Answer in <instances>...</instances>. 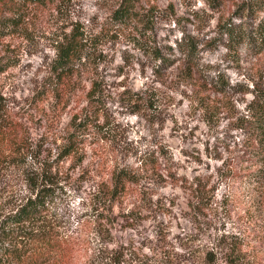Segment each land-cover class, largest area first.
Returning a JSON list of instances; mask_svg holds the SVG:
<instances>
[{"label": "rangeland", "instance_id": "rangeland-1", "mask_svg": "<svg viewBox=\"0 0 264 264\" xmlns=\"http://www.w3.org/2000/svg\"><path fill=\"white\" fill-rule=\"evenodd\" d=\"M121 2L0 0V117L20 151L0 165V205L43 168L65 254L56 264H210L208 248L225 264L231 241L264 264V186L243 175L236 128L264 84V50L226 35L257 27L264 0H133L124 24L113 18ZM74 31L85 50L61 81L51 63ZM72 139L78 152L63 158ZM123 169L137 181L112 203ZM195 179L208 195L197 198Z\"/></svg>", "mask_w": 264, "mask_h": 264}, {"label": "trees", "instance_id": "trees-1", "mask_svg": "<svg viewBox=\"0 0 264 264\" xmlns=\"http://www.w3.org/2000/svg\"><path fill=\"white\" fill-rule=\"evenodd\" d=\"M31 2L45 0H30ZM120 7L115 11L113 18L124 24L133 18L135 4L133 0H121ZM243 26H227L226 35L229 42L242 43L245 39L251 45H258L264 50V19L255 28L249 29L245 34L241 32ZM83 35L72 32L64 35L58 42L55 57L51 63V72L65 81L73 73L78 61H81L85 50ZM189 50L194 52L196 47L187 44ZM191 52V53H192ZM190 54V52H189ZM6 67H0V74ZM253 98L246 105L245 111L236 119V128L246 138V156L251 162L245 169L246 181L264 186V84L262 87L254 85ZM206 103V102H205ZM207 103L204 108L209 109ZM138 110H136L137 112ZM4 119L0 117V165L17 158V142L11 128L7 131ZM7 145V147H5ZM77 142L71 140L63 149L62 157H70L78 152ZM28 149V148H27ZM244 164V163H243ZM0 166V167H1ZM39 169V168H38ZM35 169L29 178V192L19 199H8L0 205V264H56V258L63 259L64 251L61 239L51 234L47 223L48 215L55 201L56 190L51 177L42 168ZM137 173L130 169H123L116 173L111 187L107 190L108 199L114 203L126 194L129 185L136 183ZM191 190L209 194L206 186H202L200 179L191 183ZM225 264H250L248 251L242 243L231 241L222 248ZM214 248H208L207 262L216 261ZM59 261V260H58Z\"/></svg>", "mask_w": 264, "mask_h": 264}]
</instances>
